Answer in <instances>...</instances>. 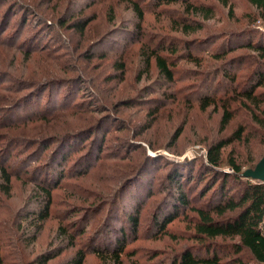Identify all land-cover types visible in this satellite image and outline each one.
<instances>
[{
    "label": "rangeland",
    "instance_id": "obj_1",
    "mask_svg": "<svg viewBox=\"0 0 264 264\" xmlns=\"http://www.w3.org/2000/svg\"><path fill=\"white\" fill-rule=\"evenodd\" d=\"M92 1H0V15L8 5L20 4L10 16L11 22L8 31H13L14 28L15 30L20 29L21 32L17 38L19 42L17 43H25V49H32V60L26 65L28 74H35L37 78L43 76V80H50L63 74L62 71L66 66L67 69L76 67L79 72L86 69V74L83 72V81L85 82H58L54 86L56 94L42 90L35 100L38 98L43 103L47 95L54 96V100L59 104L57 107L50 108L52 114L55 111L66 113L82 100L86 102L87 108L89 106L96 108L95 113H86L87 121L91 120V115L95 119L105 115L111 117L106 125L96 132L100 139L105 137L102 148L104 152L100 156L96 155L90 159L92 162L89 166L91 168L89 173L77 175V170L66 172L64 179L59 182V186L53 189L54 207L51 217L43 224L35 242L33 235L37 222L35 218H33L34 220L32 218L25 220L24 218L27 214L30 215L38 209L34 198L36 197L35 192H37L36 185L37 182H40V178H38V174L32 178L31 171L36 165L43 162L44 158L33 159L32 150L34 148L13 145L9 165L13 174L18 176L12 178L9 194H5L0 189V241L3 255H5V264H35L36 256L46 250L51 243L58 245L62 240V237H57L58 230L61 225L66 223L63 218L66 210H71L72 205L77 204L82 206L81 209L85 213V209L89 206L85 203L97 201L99 192L103 190L107 191L106 196H103L107 199L111 185L114 183L112 188L115 192L124 178L119 181L123 175L118 176L121 170L117 166L131 168L136 165L146 151L149 155L154 156L149 143L154 144L158 152L165 151L179 157L189 153L192 159L189 163H193L200 161L199 159H206V143L223 136L219 133L222 111L210 108L204 112L196 102L197 94L193 89L196 86L195 83H200L201 78L190 79L192 74L188 69H197V67L190 63L179 62L180 70L177 73V83L164 85L163 81L159 82L158 80L155 62L152 60L148 67L146 59L149 56V50L160 39L183 42V39L202 38L245 27L247 22L242 19L249 10L247 1L228 0L235 9L234 18H232L223 1L192 0V4L205 5L213 10L211 19L206 20L194 16L193 12L188 11L185 5L179 2L154 7L149 5V0H141L145 7V18L141 23V34L138 38L137 35L136 37L134 35L137 33L136 20L128 0H94V6L86 10L85 14H94L98 19L93 24L92 32L88 33V36L82 37L65 23L71 19L72 14L75 15L77 11L84 10ZM22 6L30 8L21 11ZM112 7L116 13V22L114 23L109 20ZM25 16L28 18L26 23L22 26L19 25L18 22L23 21ZM195 19H198L197 23L204 21V29L196 33L182 32L179 23L182 21L196 23ZM259 21L261 19L258 18L254 22V26L259 29L260 33H264V22L260 23ZM123 28H126L127 31H124ZM107 31H109L108 34ZM105 34L106 36L102 38ZM216 40H210L204 46L195 48L194 51L206 58L208 51H214L223 42ZM235 44L236 41L233 45ZM79 51L82 56H79ZM15 52L17 53L15 63L11 65L13 70L20 67L22 58L19 52ZM90 57L93 59L89 60ZM121 63L125 64L124 71L119 67ZM204 63L208 66L214 64L213 61ZM253 67L254 64L251 67V62L247 60L245 64L235 65L232 72L239 73V76H245ZM198 68L201 67L198 66ZM8 70L13 71L10 68ZM225 85L224 88L219 85H216L215 88L220 93H225L228 89L227 84ZM164 91H167L169 100L166 106L160 108L154 126L147 130L152 111L161 107L157 100L163 97ZM210 91H212V84L205 85L204 94ZM1 95L3 97L5 94L0 89ZM67 95L71 97L70 105L62 104L64 101L62 98ZM2 97L0 100L5 101L6 99ZM188 99H191V104H188ZM233 108L236 109V115L224 135L231 134L240 125L247 126L246 135H249V142L234 147L244 162L250 156L254 158L262 156L264 152L259 145L256 126L250 121L249 115L240 104ZM101 109H106L108 112H103ZM43 111V106L37 108L35 105L17 109L13 120L21 122V125L17 129L9 130V135L19 134L26 138L46 137L49 139L54 135L53 133L61 132L66 123H71V125L81 123L78 116L64 115L47 124L35 117V113ZM47 117L51 118V115L48 114ZM179 129H183V132L178 139H175ZM76 137L78 138V136ZM85 140L86 136L78 139V148H74L71 152H83L82 147L86 144ZM139 144L142 146L141 148H138ZM5 145L1 141L0 149ZM72 146L74 147V145ZM126 155L131 156L130 159ZM5 160L6 158L0 155V162ZM168 161L155 160L150 169L134 181L129 192L123 195L125 196L121 202L123 209H133V203H138L139 200L148 203L142 212L143 225L138 239L128 245L123 258L124 264H169V260L175 255L188 247L197 245L192 238L194 231L192 223L195 216L193 212L186 211L189 216L187 220L177 219L174 221L169 226V236H153L154 230L150 225L152 220L150 216L154 213L156 205L163 201V190L165 191L163 186H165L170 169ZM223 169L226 172L230 170L227 165ZM199 202L202 201L196 199L194 203L198 204ZM97 221L96 219H87V222L91 224ZM73 253L74 250L68 251L50 264H64L65 260H68ZM227 254H229L228 258L225 257ZM219 255L224 256L223 261L235 257L233 252L232 254L219 252ZM240 257L249 261L247 255ZM84 264H102V262L94 254H89ZM248 264H252V262H248Z\"/></svg>",
    "mask_w": 264,
    "mask_h": 264
},
{
    "label": "trees",
    "instance_id": "obj_2",
    "mask_svg": "<svg viewBox=\"0 0 264 264\" xmlns=\"http://www.w3.org/2000/svg\"><path fill=\"white\" fill-rule=\"evenodd\" d=\"M219 1L226 3L229 16L234 18V6L228 0ZM246 1L249 4V10L242 19L247 22L245 27L202 38L183 39V42L160 39L149 50V56L146 59L148 67L152 60L155 62L158 80L159 82L163 81L164 85L177 83V73L180 70L179 62L190 63L197 67V69H188L192 74L190 79L201 78L200 83H195L196 86L193 89L197 94L196 102L204 112L210 108L222 111L219 133L223 136L206 143V159H199L200 161L189 164H179L170 162L164 157L149 155L146 151L136 165L131 168L129 166L121 168L118 165V169L121 170L118 176L123 175L119 181L124 177L119 188L113 192V183L107 199L103 197L107 191H100L97 201L85 203L89 204L85 213L81 209L82 206L77 204H73L71 210L67 209L63 217L66 223L59 227L57 235V237H62L61 242L58 245L51 243L46 250L39 253L35 258V264H50L71 250H74V253L68 260H65L64 264H84L89 254L97 256L102 264H124L123 258L128 245L138 239L143 225L142 212L148 203L139 200L138 203H133V209H123L121 203L125 197L123 195L129 192L134 181L150 169L155 160L168 161L170 169L165 186H163L165 189V191L163 190V201L156 205L154 213L150 216L152 219L150 225L154 230L153 236H169V226L174 221L188 219L186 211L193 212L195 215L192 223L194 230L192 238L197 245L188 247L175 255L169 260V264H248V262L264 264V182L243 177L246 170L256 167L264 154L257 158L250 156L245 162L241 160L242 156L237 153L234 146L249 142V135H246L247 126L240 125L231 134L224 135L236 115V109L233 106L240 104L249 115L250 121L256 126L259 145L264 152V33H260L259 29L254 26V22L258 18L264 22V0ZM141 2L143 1L128 0L136 20L137 33L134 35L135 37L137 35L138 38L141 34V23L145 18V7ZM175 2L184 4L188 11L193 12L194 16L206 20L213 16L211 8L192 4V0H149V5L157 7ZM94 3L93 0L84 10L81 9L75 15L72 14L71 19L66 21V26L82 37L88 36L98 17L85 13L86 10L94 6ZM18 6H20L18 3L10 4L0 15V81L3 80L0 89L5 94L0 97L6 99L5 101L0 100V142L6 144L4 148L0 149V155L6 158L5 161L0 162L2 179L0 189L5 194H9L12 178L18 176L13 174L9 165L13 145L34 148L32 158L35 160L44 158L43 162L36 165L31 171L32 178L36 174L40 178V182H37L36 185L37 192H35L36 197L34 198L38 209L30 215L27 214L24 218L25 220L35 218L37 222L32 221L37 224L33 235L35 242L43 224L51 217L54 207L53 189L59 186L58 184L64 179L66 172L77 170V175L89 173L91 170L89 166L92 162L90 159L96 155L100 156L104 152L102 148L105 137L100 139L96 132L102 129L111 117L105 115L95 119L91 115V120L87 121L86 113H95L96 108L91 106L87 108L86 102L82 100L70 111L66 113L55 111L54 114L50 108L57 107L59 104L54 100V96L47 95L43 103L38 98L35 100L42 90L56 94L54 86L58 82H85L83 81V72L86 74V69L79 72L76 67L67 69L66 66L62 71L63 74L50 80H43V76L37 78L35 74H28L26 65L32 60V49H25V43H17L19 42L17 38L21 32L20 29L15 30L14 28L13 31H8L11 22L10 16ZM29 8V6H22L21 11ZM111 13L109 20L114 23L116 22L114 7L111 8ZM27 19L25 16L23 21H19L18 24L24 25ZM197 20L195 19L196 23L182 21L179 23V27L182 32L196 33L204 29V21L197 23ZM261 21L259 22L261 23ZM123 29L127 31L126 28ZM108 33L109 31H107ZM105 36L106 34L102 38ZM213 39L223 42L214 51H208L206 58L194 51L195 48L204 46L206 42ZM235 41L236 44L233 45ZM15 51L19 52L22 58L20 67L13 70L11 65L15 63L17 56ZM79 56H82L80 51ZM92 59L93 57H90L89 60ZM247 60L251 62V67L254 64L250 72L245 76H239V73L232 72L235 65L245 64ZM210 61H213L214 64L205 65L204 62L209 63ZM119 67L122 71L125 70L124 63L119 64ZM8 68L13 71H9ZM202 68L204 70H201ZM208 84H212V91L204 94L205 85ZM225 84L228 86L225 93H220L215 88L216 85L224 88ZM68 96L70 95L62 98L64 100L62 104L70 105L71 97ZM168 100V93L164 91L163 97L157 100L161 107L152 111L147 130L154 126L160 108L166 106ZM187 102L191 104L192 101L188 99ZM33 105L37 108L43 106L44 111L35 113V117L47 124L64 115L78 116L81 123L75 125L66 123L61 132L53 133L54 135L49 139L46 137L26 138L19 134L10 136L8 131L17 129L21 125V122L13 120L15 111ZM101 111L108 112L106 109H101ZM48 114L51 115V118L47 117ZM182 130L177 131L175 139L181 136ZM84 136H86V144L82 147L84 151L71 152L74 148H78L79 141L77 140ZM149 146L154 153L158 152L154 144L149 143ZM141 147L139 144L138 148ZM126 156L128 159L131 157ZM225 165L230 168L229 172L223 169ZM196 199L202 202L196 204L194 203ZM164 205L166 207H163ZM88 218L98 221L91 224L87 222ZM219 252L222 254L226 252L232 254L233 252L235 257L223 261L224 256L219 255ZM228 255L225 257L228 258ZM243 255H247L249 261L240 257ZM0 264H5L1 241Z\"/></svg>",
    "mask_w": 264,
    "mask_h": 264
},
{
    "label": "water",
    "instance_id": "obj_3",
    "mask_svg": "<svg viewBox=\"0 0 264 264\" xmlns=\"http://www.w3.org/2000/svg\"><path fill=\"white\" fill-rule=\"evenodd\" d=\"M153 155L165 157L169 161L174 162V163L187 164L192 161L191 154L189 153H187L186 155L182 157L170 155L169 153L165 151L154 153ZM243 177L247 179H252L258 182H264V157L261 159V161L256 165L254 169L246 170L243 174Z\"/></svg>",
    "mask_w": 264,
    "mask_h": 264
}]
</instances>
